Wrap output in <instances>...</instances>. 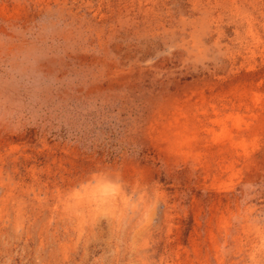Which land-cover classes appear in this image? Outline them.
Here are the masks:
<instances>
[{"label":"rangeland","instance_id":"rangeland-1","mask_svg":"<svg viewBox=\"0 0 264 264\" xmlns=\"http://www.w3.org/2000/svg\"><path fill=\"white\" fill-rule=\"evenodd\" d=\"M0 264H264V0H0Z\"/></svg>","mask_w":264,"mask_h":264}]
</instances>
